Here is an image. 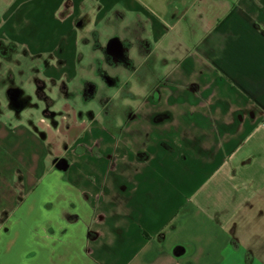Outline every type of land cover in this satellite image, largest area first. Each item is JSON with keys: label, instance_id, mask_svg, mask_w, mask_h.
<instances>
[{"label": "crops", "instance_id": "crops-1", "mask_svg": "<svg viewBox=\"0 0 264 264\" xmlns=\"http://www.w3.org/2000/svg\"><path fill=\"white\" fill-rule=\"evenodd\" d=\"M2 1L0 56L26 50L42 77L25 105L23 91L0 101V264L264 258L250 227L264 199V0H94L93 13L78 8L91 0ZM117 7L133 38L103 64L150 88L111 94L98 71L82 108L70 84L96 62L93 22Z\"/></svg>", "mask_w": 264, "mask_h": 264}, {"label": "rangeland", "instance_id": "rangeland-1", "mask_svg": "<svg viewBox=\"0 0 264 264\" xmlns=\"http://www.w3.org/2000/svg\"><path fill=\"white\" fill-rule=\"evenodd\" d=\"M147 2L149 1L147 0ZM69 3L70 2H67V4ZM2 4H3V1L0 0V7ZM71 8L72 7L70 5V9ZM78 8L81 10V12L88 10L93 13V11L95 12L98 8H100V5L97 2H94V0H91L90 2L83 1L82 3H79ZM117 10H118V7L115 10L111 11L108 15H106L97 24H95L96 21L93 22L94 29H97L99 31L90 32L89 38L90 40L94 42V47L97 46L96 44L98 43L97 41H99L100 43L98 46V49L94 51V57L95 58L97 57V58H96V62H89V64L87 65L86 64L81 65L80 71L82 73L81 74L79 73V75L74 79V81L71 82L70 85H71V89H73V93H74L73 100L74 101L78 99L77 97H80L78 94L80 92L79 90L81 91L86 90L88 94L90 93L91 91L90 85L91 84L94 85V81L91 82V80L94 79L96 81L95 78L100 79L99 76L97 75L98 71L101 72L104 70L105 72L106 70L107 74L106 72L105 74L107 75V78L110 80L108 81L106 78H105V81L103 82L98 80L99 89L101 88V86H103V91H107L111 94H115L120 86L127 90L128 88L131 87V82L137 80V78L132 79L131 82L129 83L127 82L128 84L124 85V82H123L124 79H128V77L130 76V70L128 69V67H125L122 65L119 66L117 62H116L117 65L114 64V66L116 67L103 64L104 60L106 59L107 54H109L110 58L116 61L118 60V57H119L116 53L108 49L111 38L122 39V41H124L128 47L131 45L129 43V40L133 38V35L130 33V31H132L133 29V22H132L133 21L132 18L134 16L133 12L126 10V19L122 20L117 16ZM83 20L85 22V19ZM123 31H126V33ZM145 35L148 36V33H146ZM13 56H12L13 58L12 57L5 58V57L0 56V61H2V59L4 60L3 62L0 63V73L1 72L4 73V74H0V86L2 84L5 85L4 90L0 89V92L2 90V92L0 93V101L2 104L4 103L3 105L5 106L9 105V107L12 105L16 106L18 104L15 105V101L9 95L8 88L10 87L14 89L19 88L20 93L23 91V94L20 95L21 97L18 99V102L20 103L22 102L25 105V91L27 92L32 91L31 88H32V85L34 84L33 81H36L37 77H42L40 67H37V65H34V61H35L34 57L29 52L26 53V50L25 52L20 51L19 58L15 57L16 55L14 54ZM102 64L104 65V67L102 66ZM106 68L109 69V72ZM117 69L122 73L121 75H117ZM36 71L38 73H34ZM144 72L146 74H144ZM144 72L141 75V77L140 75H138V78H141V80L145 78H149V75H148L149 70L146 69ZM108 73H110V75ZM118 76H119V79L122 78L123 80L118 81L117 79ZM44 84H47L48 86L47 91L52 93L51 97L55 98L56 94L62 95V92H60L61 90H58V89H62V87L58 84V82L54 83L52 81V83L48 84V82L45 81ZM149 84H150L149 82H145V81L143 83H140V85L143 86L141 90L150 88ZM68 88L69 87L66 86V89ZM77 91L79 92L77 93ZM125 98H126V101L130 102L132 105L136 106L139 103V99H135V98L132 99V98H127V97ZM57 99L58 98L56 97V100ZM79 100L81 101V98L77 100V104L83 108L84 104H79ZM94 104H97V103L93 101L91 102L90 105H94ZM263 203H264V199L261 202L262 208H263V215L258 214L257 213L258 211H253L255 214H257L254 216V224L256 225L254 227L253 226H250V227L253 229H256V228L262 229V231L264 232V204ZM6 232L7 230H5L4 232L0 231V236L3 233L5 235ZM261 239H262V244L264 245V236ZM16 260H20V259H16ZM1 261L3 262V264H8L7 261H12V260L8 258H3L1 259ZM234 263L235 264L236 263L237 264H253V263L254 264H264V258H259V259L252 258L251 259V258L238 257Z\"/></svg>", "mask_w": 264, "mask_h": 264}, {"label": "water", "instance_id": "water-1", "mask_svg": "<svg viewBox=\"0 0 264 264\" xmlns=\"http://www.w3.org/2000/svg\"><path fill=\"white\" fill-rule=\"evenodd\" d=\"M123 45L121 43V41L117 38H112L109 42V46L108 49L114 53H116L119 56L123 55ZM19 89L15 88L10 92L11 98L15 101L18 99L19 97ZM60 167H66L67 166V162L65 160H62L59 163Z\"/></svg>", "mask_w": 264, "mask_h": 264}, {"label": "clouds", "instance_id": "clouds-1", "mask_svg": "<svg viewBox=\"0 0 264 264\" xmlns=\"http://www.w3.org/2000/svg\"><path fill=\"white\" fill-rule=\"evenodd\" d=\"M142 88H143V86H141L138 82L132 81L129 91H131L134 94H140V90Z\"/></svg>", "mask_w": 264, "mask_h": 264}, {"label": "trees", "instance_id": "trees-1", "mask_svg": "<svg viewBox=\"0 0 264 264\" xmlns=\"http://www.w3.org/2000/svg\"><path fill=\"white\" fill-rule=\"evenodd\" d=\"M176 252H179L178 247L175 248V253H176Z\"/></svg>", "mask_w": 264, "mask_h": 264}, {"label": "flooded vegetation", "instance_id": "flooded-vegetation-1", "mask_svg": "<svg viewBox=\"0 0 264 264\" xmlns=\"http://www.w3.org/2000/svg\"><path fill=\"white\" fill-rule=\"evenodd\" d=\"M11 90H13V89H11ZM11 92V91H10ZM10 92H9V95H10ZM10 97H11V95H10Z\"/></svg>", "mask_w": 264, "mask_h": 264}]
</instances>
